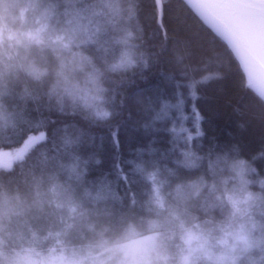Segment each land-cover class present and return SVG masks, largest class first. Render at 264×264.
<instances>
[{
	"label": "clouds",
	"instance_id": "clouds-1",
	"mask_svg": "<svg viewBox=\"0 0 264 264\" xmlns=\"http://www.w3.org/2000/svg\"><path fill=\"white\" fill-rule=\"evenodd\" d=\"M141 2L0 0V137L32 123L29 105L94 125L110 121L124 77L150 66L140 44ZM216 31L238 46L221 27ZM261 78L264 73L247 75L245 87L264 103ZM81 139L82 132L66 126L54 151L39 153L25 189L0 183V264H264V176L235 147L200 153L186 143L175 148V163L198 174L170 188L172 169L135 164L153 186L143 230L130 224L113 237L106 225L88 221L83 226L90 238L75 247L63 243L70 225L48 237L55 243L46 253L37 251L44 239L39 234L27 246H12L32 217H81L74 195L87 171L74 152ZM15 163L0 173L13 171Z\"/></svg>",
	"mask_w": 264,
	"mask_h": 264
},
{
	"label": "trees",
	"instance_id": "trees-1",
	"mask_svg": "<svg viewBox=\"0 0 264 264\" xmlns=\"http://www.w3.org/2000/svg\"><path fill=\"white\" fill-rule=\"evenodd\" d=\"M140 7V44L150 66L124 77L110 121L94 125L80 115L29 105L32 123L0 137V148H14L45 133L26 158L15 161L13 171L0 173V183L23 190L39 153L51 154L66 126L73 134L82 132L74 152L86 161L87 171L83 182L74 184V195L84 221L106 225L111 234L151 215L153 186L135 170L136 163L172 169L170 187L198 174L175 163L180 143L200 153L235 147L264 176V103L245 87L234 53L184 0H164L161 10L155 0H142ZM206 75L213 78L200 83Z\"/></svg>",
	"mask_w": 264,
	"mask_h": 264
},
{
	"label": "water",
	"instance_id": "water-1",
	"mask_svg": "<svg viewBox=\"0 0 264 264\" xmlns=\"http://www.w3.org/2000/svg\"><path fill=\"white\" fill-rule=\"evenodd\" d=\"M190 8L223 40L247 75L256 77L264 73V59L257 37L264 33V15L254 16L248 5L261 4L264 0H184ZM161 10V4H158ZM264 11V10H262ZM221 27L228 37L238 42L233 49L229 39L221 36L216 27ZM260 82L264 84V78Z\"/></svg>",
	"mask_w": 264,
	"mask_h": 264
},
{
	"label": "rangeland",
	"instance_id": "rangeland-1",
	"mask_svg": "<svg viewBox=\"0 0 264 264\" xmlns=\"http://www.w3.org/2000/svg\"><path fill=\"white\" fill-rule=\"evenodd\" d=\"M257 43L259 45V48L261 49L260 52L264 59V33L260 34L259 37H257ZM41 136H43V138L45 136V133L43 131L32 135L18 147L0 148V167H11L15 161L21 159L25 155L31 144L41 140ZM168 188H170V186H168ZM74 217L75 216L66 215L64 213L53 216L32 217L29 220L27 227L17 229V231L22 234L19 236H14L10 241V244L16 247H19L21 245L27 246L29 245L32 236L34 234H39L41 237H44V239L36 245L37 251L38 253H46L47 250L51 248L55 243V241L49 239L48 237L60 231L62 226L70 225V227H68L67 230L63 233V243L67 247H75L81 245L90 238V234L83 226L87 222V220L84 221L83 215H81L79 219ZM88 220L91 221L90 218ZM145 221L146 219L139 224H134L133 222L130 223L132 225H135L138 229L143 230L145 228ZM119 234L120 232H116L113 234L110 233V235H112L113 237Z\"/></svg>",
	"mask_w": 264,
	"mask_h": 264
},
{
	"label": "snow or ice",
	"instance_id": "snow-or-ice-1",
	"mask_svg": "<svg viewBox=\"0 0 264 264\" xmlns=\"http://www.w3.org/2000/svg\"><path fill=\"white\" fill-rule=\"evenodd\" d=\"M157 3L159 4V0H157ZM251 10V14L254 16L264 15V3L261 4H253L247 6ZM190 87L194 88L195 85H190ZM194 94V93H193Z\"/></svg>",
	"mask_w": 264,
	"mask_h": 264
}]
</instances>
